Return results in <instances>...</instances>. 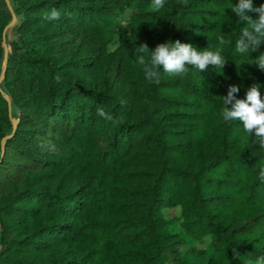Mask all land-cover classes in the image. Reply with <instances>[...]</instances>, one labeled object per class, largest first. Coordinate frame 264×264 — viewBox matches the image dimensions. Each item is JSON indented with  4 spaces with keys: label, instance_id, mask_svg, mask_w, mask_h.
I'll list each match as a JSON object with an SVG mask.
<instances>
[{
    "label": "trees",
    "instance_id": "1",
    "mask_svg": "<svg viewBox=\"0 0 264 264\" xmlns=\"http://www.w3.org/2000/svg\"><path fill=\"white\" fill-rule=\"evenodd\" d=\"M150 3L0 0V264L264 257V149L222 119L220 99L230 85L237 99L254 84L264 97L254 63L264 44L235 51L246 27L231 12L237 0H165L159 12ZM53 9L60 18L46 20ZM177 40L221 47L224 67L161 69L149 83L137 47Z\"/></svg>",
    "mask_w": 264,
    "mask_h": 264
},
{
    "label": "clouds",
    "instance_id": "2",
    "mask_svg": "<svg viewBox=\"0 0 264 264\" xmlns=\"http://www.w3.org/2000/svg\"><path fill=\"white\" fill-rule=\"evenodd\" d=\"M164 5L165 0H151L149 7L153 12H159ZM231 12L246 24L235 42V51L240 54L256 52L264 44V4L254 7L253 0H237V3L232 5ZM249 12L255 13L257 18L252 19L247 14ZM59 18L60 13L55 9L45 15V19L49 21ZM217 40L221 46L231 43L226 41L223 35L218 36ZM221 52V47L211 50L210 45L198 51L191 44L181 43L179 40L158 44L151 51L146 44H140L137 47V62L143 66L145 79L149 83L158 84L161 69L171 76L186 73L189 66L199 72L206 70L209 65L221 70L226 63ZM254 63L261 72H264V53L258 55ZM259 88L258 84H254L246 91L244 99H237L235 94L239 92V87L230 85L227 95L220 98L223 102L221 115L225 122L239 121L243 131L253 137L251 144L264 149V97L261 96ZM97 115L113 123H122V120H114L103 108L97 109ZM259 179L264 182V169H261ZM256 264H264V257L259 258Z\"/></svg>",
    "mask_w": 264,
    "mask_h": 264
},
{
    "label": "water",
    "instance_id": "3",
    "mask_svg": "<svg viewBox=\"0 0 264 264\" xmlns=\"http://www.w3.org/2000/svg\"><path fill=\"white\" fill-rule=\"evenodd\" d=\"M16 24V17L13 15L12 17V21L5 27L4 31H3V38L5 39V36L7 34V32L12 29ZM7 56H8V50H7V46L6 44H4V66L7 64ZM3 79V75L0 77V83ZM6 101H7V104H8V110H9V116H11L10 114V100L8 97H6ZM12 125H13V128H15V125H16V121L15 120H12ZM10 138V137H6L3 141H2V145H1V148H2V152L4 151V143L5 141Z\"/></svg>",
    "mask_w": 264,
    "mask_h": 264
},
{
    "label": "rangeland",
    "instance_id": "4",
    "mask_svg": "<svg viewBox=\"0 0 264 264\" xmlns=\"http://www.w3.org/2000/svg\"><path fill=\"white\" fill-rule=\"evenodd\" d=\"M114 47H115V45H112V46H110V49H114ZM165 213L167 216H170V215L172 216V215L177 214V212L175 210H169V211L166 210Z\"/></svg>",
    "mask_w": 264,
    "mask_h": 264
}]
</instances>
